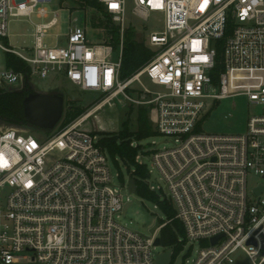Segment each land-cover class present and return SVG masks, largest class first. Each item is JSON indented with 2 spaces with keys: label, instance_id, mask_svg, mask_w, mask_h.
Wrapping results in <instances>:
<instances>
[{
  "label": "built area",
  "instance_id": "obj_1",
  "mask_svg": "<svg viewBox=\"0 0 264 264\" xmlns=\"http://www.w3.org/2000/svg\"><path fill=\"white\" fill-rule=\"evenodd\" d=\"M46 1L0 0V90L20 91L34 77L62 76L107 97L51 134L17 128L0 133V264H157L155 241L169 221L146 235L116 219L128 182L113 183L108 152L83 126L121 94L153 105L157 131L177 142L155 150L153 159L184 226V246L200 245L193 264L244 258L264 264V0H99L120 27L118 49L88 43L85 27L77 24L64 45L46 46L43 38L59 23L58 12L36 25L33 46L6 43L9 16L46 17L49 10L39 5ZM130 5L141 20L161 13L164 28L148 35L151 61L123 79ZM218 41L225 70L215 82ZM6 53L24 60L28 73L7 67ZM145 75L155 88L142 81ZM135 82L150 98L131 95ZM237 95L261 108L250 115L245 133L198 129L209 100ZM252 174L261 180L249 190Z\"/></svg>",
  "mask_w": 264,
  "mask_h": 264
},
{
  "label": "rangeland",
  "instance_id": "obj_2",
  "mask_svg": "<svg viewBox=\"0 0 264 264\" xmlns=\"http://www.w3.org/2000/svg\"><path fill=\"white\" fill-rule=\"evenodd\" d=\"M49 10L46 17L33 14L29 16H9L8 18V37L4 38L8 44L16 48L30 47L35 43V28L38 23L50 21L55 12H58L59 23L48 29L47 34L43 38V43L48 47L64 45L66 42V35L69 33L71 26L74 24L85 27L87 34V41L90 44L104 43L106 37L105 30L101 29L109 22H114L113 19L107 17L100 11L90 8L82 7L79 3L72 0H50L43 4ZM161 13H152L148 20H141L132 12V5L129 6L127 15V22L133 23L136 26V31L140 39L148 40V35L151 31L162 30L164 28ZM118 52H114V59H117ZM3 62V53L0 50V64ZM142 81L150 88H155L148 78L143 76ZM30 87L34 92L38 93H60L65 99V110L60 124L67 120L65 119L69 109H82L83 112L75 118L69 117L71 124L81 118V116L92 108L98 102L104 100L107 95L96 91H85L80 89L77 85L70 82L62 76H50L46 78L34 77L30 83ZM140 83L135 82L131 88V95L138 99H148L150 96L143 95L140 92ZM134 107L132 112V130L137 128V109L139 107H147L149 109V117L156 128V114L154 106L151 104H137L127 101L123 94L114 99L113 104H107L99 113L98 118L90 117L83 122V126L99 137L101 132L117 133L122 126L125 119V114L130 106ZM261 108L250 103L247 96L237 95L230 98H224L216 103L212 100L208 102V109L204 114V121L201 124V130L206 133L217 134H243L247 131V124L252 113H259ZM67 124V125H68ZM9 128H17L27 132H33L38 136L51 134L54 129H43L31 126L28 122L23 120H14L11 122L0 121V133ZM176 140L172 136L160 134L149 137L142 141L135 140L133 145L139 146V154L137 161L140 164H145L149 170V177L145 179V183L150 189L156 191L161 198H166L167 192L166 183L162 178L160 170L154 163L153 152L155 150H163L175 146ZM139 159V160H138ZM109 167L112 174L113 183L115 185L127 184L128 176L131 173L127 165L118 158L117 161L110 159ZM260 178L255 175H250L248 179L249 190H251L256 183L260 182ZM125 204L122 210L116 215V219L128 228L139 231L146 235H151L157 231L158 227L165 221L171 222L167 219L164 212L158 205L149 200L140 197L137 193L130 192L124 189ZM129 197V200L127 199ZM169 200V199H168ZM161 235V231H158ZM182 239V237L180 238ZM171 248V247H167ZM200 245L195 243L193 246L187 243L179 251L175 252V257L172 264H193L197 257ZM162 245L156 246L154 251L156 253L164 251ZM28 264H33L28 261ZM238 264H250L244 258L238 261Z\"/></svg>",
  "mask_w": 264,
  "mask_h": 264
},
{
  "label": "trees",
  "instance_id": "obj_3",
  "mask_svg": "<svg viewBox=\"0 0 264 264\" xmlns=\"http://www.w3.org/2000/svg\"><path fill=\"white\" fill-rule=\"evenodd\" d=\"M72 1L79 3L82 7L96 9L111 18V15L105 10L103 3L99 0ZM101 29L106 32L104 43L112 45L114 49H118L122 37L120 27L115 22L108 21ZM217 43L218 55L216 58V66L212 71V76L215 82H218L221 72L225 70L223 63V42L218 41ZM154 55L155 50L151 48L144 39L139 38L136 26L133 23H129L123 34L121 77L127 79L133 76L148 64ZM6 65L7 67L14 68L18 71H24L26 73L29 71L27 63L13 53H6ZM28 78L29 77L27 76V80ZM33 92L34 91L28 84H26V86L20 91L0 90V121L11 122L14 120H23L28 122L25 111V100ZM133 111L134 107L131 105L125 114L121 129L117 133L101 132L98 145L103 150L107 151L110 158L115 161H117L118 158L122 159L136 180V193L142 198L155 202L164 212L166 218L171 220V222L161 229L160 237L163 246L174 249V260L175 252L179 251L185 243L184 226L180 220L176 218V210L172 202L166 198H161L156 191L150 189L145 183V179L149 177V170L145 164L138 163L137 156L140 147L133 145L135 140L142 141L149 137L160 135V133L154 129L153 123L149 117V109L147 107H139L137 109V128L136 130H132L131 124ZM82 112V109H69L65 117V119H68L64 120L59 127L66 126L71 122L69 117L75 118ZM203 121L204 117L198 125L199 130L201 129ZM181 237L184 238L183 241H180Z\"/></svg>",
  "mask_w": 264,
  "mask_h": 264
},
{
  "label": "water",
  "instance_id": "obj_4",
  "mask_svg": "<svg viewBox=\"0 0 264 264\" xmlns=\"http://www.w3.org/2000/svg\"><path fill=\"white\" fill-rule=\"evenodd\" d=\"M65 110V99L60 93L33 92L25 100V111L28 123L37 128L54 129L61 121ZM128 190L136 193L137 184L132 173L128 176ZM217 238L213 239L216 242ZM253 241V239L251 240ZM155 244L163 245L161 237H157ZM173 248H167L157 256V264H171L173 260Z\"/></svg>",
  "mask_w": 264,
  "mask_h": 264
}]
</instances>
